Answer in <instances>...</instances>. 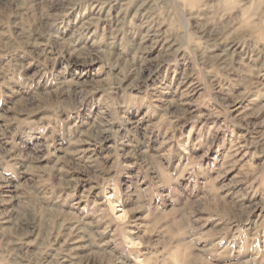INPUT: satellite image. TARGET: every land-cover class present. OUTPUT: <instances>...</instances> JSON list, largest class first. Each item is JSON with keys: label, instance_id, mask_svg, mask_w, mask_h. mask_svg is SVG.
I'll list each match as a JSON object with an SVG mask.
<instances>
[{"label": "clouds", "instance_id": "1", "mask_svg": "<svg viewBox=\"0 0 264 264\" xmlns=\"http://www.w3.org/2000/svg\"><path fill=\"white\" fill-rule=\"evenodd\" d=\"M0 264H264V0H0Z\"/></svg>", "mask_w": 264, "mask_h": 264}]
</instances>
